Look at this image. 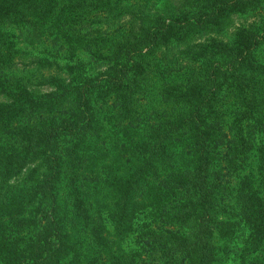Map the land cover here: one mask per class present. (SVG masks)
Returning a JSON list of instances; mask_svg holds the SVG:
<instances>
[{"label":"trees","instance_id":"trees-1","mask_svg":"<svg viewBox=\"0 0 264 264\" xmlns=\"http://www.w3.org/2000/svg\"><path fill=\"white\" fill-rule=\"evenodd\" d=\"M87 4L98 16H82ZM42 5L48 8L44 15ZM36 17L48 24L37 27ZM242 17L254 20L240 23ZM20 27L26 28L24 41L34 45L47 40L66 45L68 55L98 52L88 70L103 69L86 76L75 70L77 93L24 106L20 118L16 107L7 108L0 114V138H13L23 127L33 131V159L44 169L55 202L53 190L78 181L66 172L70 163H85L78 153L90 156L92 178L113 160L119 144L115 115L141 117L142 125L127 135L137 150L128 151L126 162L132 223L141 228V236L133 231L130 237L142 248V262L212 264L213 198L236 178L234 151L251 150L264 132V0H0V75L14 77L28 63L50 65L31 53L23 61L25 53L14 42L16 36L23 40ZM104 135L105 146L91 149V140ZM52 205L57 219L50 224L58 237L63 207ZM48 231H37L40 242L46 243ZM38 254L37 264H49L55 250Z\"/></svg>","mask_w":264,"mask_h":264},{"label":"rangeland","instance_id":"rangeland-1","mask_svg":"<svg viewBox=\"0 0 264 264\" xmlns=\"http://www.w3.org/2000/svg\"><path fill=\"white\" fill-rule=\"evenodd\" d=\"M92 4L85 5L82 16L88 19L98 16V9ZM41 9L43 15L47 13L46 6L42 5ZM244 18L254 20L253 17H242L239 22L244 23ZM45 20L36 17L33 22L40 27L48 24ZM140 27L137 25L132 29ZM20 30L23 40L21 42L16 36L14 42L15 47L17 45L25 53L23 61L28 62L31 53L47 58L50 65L36 67L28 63L25 64L27 67H17L14 77H10V72L0 75L1 115L7 108L16 107L20 118L24 106H33L58 95H73L79 91L76 86L79 81L73 78L77 70L84 69L79 74L86 71V76L103 69L88 70L89 64L95 66L92 63L98 52L76 49V53L68 55L64 53L66 45L50 44L47 40L34 45L24 41L26 28L20 27ZM122 42L113 47L121 46ZM129 44L126 42L124 46ZM25 91L32 92L33 96L29 97ZM153 103H158L156 98ZM137 118L140 119L115 115L112 129H116L119 144L113 151V160L92 178L94 165L88 166L90 156L78 153L80 159L86 158L83 166L70 163L66 168L72 177L77 175L78 181L70 185L63 182L57 191L53 190L55 202L49 196L50 182L46 181L44 169L39 167L38 159H33L36 156L33 131L23 127L13 138H0V264H37L38 253L46 250H55L49 264H143L146 257L142 255V248L130 237L133 231L141 236V228L132 223L133 190L126 162L128 151L137 150L127 138L131 127L141 124V117ZM25 132L30 136L23 140L20 136ZM91 141V149L98 148L105 146L108 137L99 136ZM253 144L251 150L234 151L231 163L237 170L236 178L222 184L213 198L209 211L212 264H264V132ZM51 202L55 203L54 208L63 207L62 212L58 211L64 218L58 237L50 224L57 219L52 217ZM92 219L98 222L94 223ZM43 226L49 227L48 233L43 234L48 237L46 243L40 242L42 236L37 232ZM32 253L37 254L30 258Z\"/></svg>","mask_w":264,"mask_h":264}]
</instances>
